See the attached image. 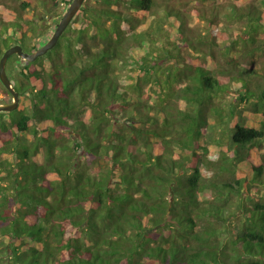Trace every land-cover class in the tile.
<instances>
[{
	"label": "trees",
	"instance_id": "trees-1",
	"mask_svg": "<svg viewBox=\"0 0 264 264\" xmlns=\"http://www.w3.org/2000/svg\"><path fill=\"white\" fill-rule=\"evenodd\" d=\"M47 1L0 0V58ZM6 70L0 264H264V0H84Z\"/></svg>",
	"mask_w": 264,
	"mask_h": 264
},
{
	"label": "water",
	"instance_id": "water-1",
	"mask_svg": "<svg viewBox=\"0 0 264 264\" xmlns=\"http://www.w3.org/2000/svg\"><path fill=\"white\" fill-rule=\"evenodd\" d=\"M84 0H71L65 12L59 19L56 27L50 37L39 47L33 51H25L19 43L12 44L2 54L0 58V81L9 90L12 95V100L9 102H0V110L11 111L18 107L20 96L15 90L10 77L7 74L6 62L10 55L17 54L21 58L29 61L35 60L37 57L45 54L49 49L53 48L61 34L64 32L74 15L83 5Z\"/></svg>",
	"mask_w": 264,
	"mask_h": 264
},
{
	"label": "rangeland",
	"instance_id": "rangeland-1",
	"mask_svg": "<svg viewBox=\"0 0 264 264\" xmlns=\"http://www.w3.org/2000/svg\"><path fill=\"white\" fill-rule=\"evenodd\" d=\"M47 4H48V8H47L48 15L51 16V17H55L56 20H57V23H58L59 19L61 18V16L63 15V13L65 12V10L68 7V5H69L68 0H48ZM39 7L41 8V5H39ZM194 20L196 21V18H194ZM55 27H56V24L55 25H53V24L50 25V27L47 30V35L48 36H47V38H44V41H46L50 37V35L54 31ZM224 38H225V35H221L220 40H224ZM42 39L43 38H41V40ZM20 45L22 46V48L25 51H27L24 45H22V44H20ZM5 102H9V101H5ZM261 194L264 195V186L260 187L259 190L255 191V194H254L253 198L257 199V198L260 197ZM241 198L242 197H241L240 194L235 193L234 198H232V200L233 201H237L238 199H241ZM236 223L237 222H234L232 224V226L227 228V231L222 232V234H221L222 238L223 237L227 238L230 235H235L236 234V230H238V228L240 227V226H237Z\"/></svg>",
	"mask_w": 264,
	"mask_h": 264
}]
</instances>
